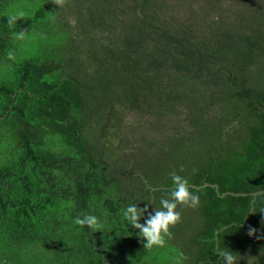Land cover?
<instances>
[{
	"label": "trees",
	"instance_id": "obj_1",
	"mask_svg": "<svg viewBox=\"0 0 264 264\" xmlns=\"http://www.w3.org/2000/svg\"><path fill=\"white\" fill-rule=\"evenodd\" d=\"M173 173L201 204L145 250L120 209ZM263 189L264 0H0V264H264V193L223 196Z\"/></svg>",
	"mask_w": 264,
	"mask_h": 264
},
{
	"label": "clouds",
	"instance_id": "obj_2",
	"mask_svg": "<svg viewBox=\"0 0 264 264\" xmlns=\"http://www.w3.org/2000/svg\"><path fill=\"white\" fill-rule=\"evenodd\" d=\"M24 15L23 11H19L9 16L8 24L13 25ZM16 38L22 40L24 32L17 33ZM171 179L173 183L171 191L166 197L160 198L159 205L152 201L141 207L140 203L133 202L120 209L121 223L127 230L129 226L137 230L136 233L130 232V234L138 235L145 250L153 251L167 247L174 236L173 230L183 220L179 209L181 207L197 209L201 204L199 193L193 190L191 181L187 177L173 173ZM151 205L155 207L152 208ZM74 224L82 228L87 227L92 233H106L112 229L106 215L101 216L91 212L75 217ZM256 232L255 228H249V235L255 236ZM214 254L220 258L218 264H239L242 259L239 254L220 244H216ZM186 259V255L181 251L176 258V264H182ZM248 264H252L251 259H248Z\"/></svg>",
	"mask_w": 264,
	"mask_h": 264
},
{
	"label": "water",
	"instance_id": "obj_3",
	"mask_svg": "<svg viewBox=\"0 0 264 264\" xmlns=\"http://www.w3.org/2000/svg\"><path fill=\"white\" fill-rule=\"evenodd\" d=\"M16 96V94L14 95V97ZM10 111H11V109H10ZM9 111V112H10ZM8 112V113H9ZM8 115V114H7ZM7 115L6 116H4V117H1V118H6L7 117ZM205 186H209V184H206ZM215 188H216V191L219 193V187H218V185H213ZM264 193V189L263 190H261V191H257V192H254V193H239V194H236V193H225L223 196H225V195H227V194H233V195H236V196H247V195H252L253 197H254V199H253V201H252V209H251V213H252V211H253V208H254V203H255V201H256V199H257V197L259 196V195H261V194H263ZM250 213V214H251ZM227 227H224L223 229H226Z\"/></svg>",
	"mask_w": 264,
	"mask_h": 264
},
{
	"label": "rangeland",
	"instance_id": "obj_4",
	"mask_svg": "<svg viewBox=\"0 0 264 264\" xmlns=\"http://www.w3.org/2000/svg\"><path fill=\"white\" fill-rule=\"evenodd\" d=\"M127 118H128L127 121H128L129 123H130L132 120H134L132 116H128Z\"/></svg>",
	"mask_w": 264,
	"mask_h": 264
}]
</instances>
